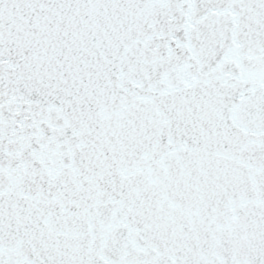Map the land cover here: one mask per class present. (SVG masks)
<instances>
[{
	"label": "snow or ice",
	"instance_id": "obj_1",
	"mask_svg": "<svg viewBox=\"0 0 264 264\" xmlns=\"http://www.w3.org/2000/svg\"><path fill=\"white\" fill-rule=\"evenodd\" d=\"M0 264H264V0H0Z\"/></svg>",
	"mask_w": 264,
	"mask_h": 264
}]
</instances>
